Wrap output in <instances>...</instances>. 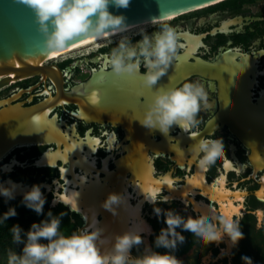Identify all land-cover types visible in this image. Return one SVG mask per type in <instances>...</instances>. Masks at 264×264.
Listing matches in <instances>:
<instances>
[{
    "label": "flooded vegetation",
    "instance_id": "af4514ba",
    "mask_svg": "<svg viewBox=\"0 0 264 264\" xmlns=\"http://www.w3.org/2000/svg\"><path fill=\"white\" fill-rule=\"evenodd\" d=\"M161 23L175 28L178 51L154 88L200 81L208 107L196 127L173 125L166 136L139 123L154 88L142 83L143 65L132 75L112 72L110 53L121 36L114 37L45 63L59 68L63 93L74 97L58 96L43 75L0 88V111L15 105L43 109L62 136L59 143L11 148L0 158V182L40 185L51 208L67 210L76 231L99 227V243L128 230L141 232L144 244L132 256L146 246L168 251L155 247L166 224L150 201L185 218L224 215L239 220L244 238L238 245L225 236L205 246L177 229L185 242L173 254L183 264H244L245 256L264 264V0L221 1L125 35L135 44L141 29L151 35ZM201 138L224 145L225 154L206 167L189 151ZM109 193L124 196L117 215L101 206ZM89 218L96 226H89Z\"/></svg>",
    "mask_w": 264,
    "mask_h": 264
},
{
    "label": "clouds",
    "instance_id": "9594fccd",
    "mask_svg": "<svg viewBox=\"0 0 264 264\" xmlns=\"http://www.w3.org/2000/svg\"><path fill=\"white\" fill-rule=\"evenodd\" d=\"M31 7L37 17L39 29L45 39V48L50 52L65 49L68 43L78 37L86 40H99L130 30L122 15H113L109 6L127 8L130 0H20ZM141 39L135 44L131 37L121 35L116 47L111 50L109 64L117 76L137 72L141 65L146 71L142 77L145 87L153 89L168 74L178 51V35L172 26L161 23L159 31L149 35L141 29ZM111 42V41H109ZM208 107V94L200 81H185L176 87H155L151 99L147 102L143 117L139 123L150 130H158L166 135L173 125L196 127L198 114ZM189 151L199 157L202 167L210 166L225 154L221 139L201 138L189 146ZM0 184V195L6 200L15 199L17 185ZM23 204L42 215L46 198L41 186L33 185L23 195ZM124 196L109 193L102 207L117 215V209L123 204ZM153 204V212L159 218L163 216L166 227L161 228L155 237L156 248L168 251L161 254L146 246L141 255L132 256L134 247L144 244L141 232L128 230L114 236V243L108 251H101L102 230L99 227L81 229L65 236L61 233V217L47 213L48 219L33 223L22 238V229L13 225V242L23 245L21 252L9 251L7 264H183L173 253L178 245L185 242L182 231L192 233L205 246L220 243L225 236L233 247L244 238L239 220L224 215H189L186 218L174 210H165ZM165 202H167L165 198ZM15 208H9L3 219L16 216ZM46 241V242H45ZM244 264H253L250 257H242Z\"/></svg>",
    "mask_w": 264,
    "mask_h": 264
},
{
    "label": "water",
    "instance_id": "95a60500",
    "mask_svg": "<svg viewBox=\"0 0 264 264\" xmlns=\"http://www.w3.org/2000/svg\"><path fill=\"white\" fill-rule=\"evenodd\" d=\"M221 1L225 0H130L127 8L110 5L109 11L113 15L124 16L125 23L132 26L176 18ZM44 39L36 13L31 7L21 3L20 0H0V88L21 79L43 75L50 76L57 86L58 96H66L62 91L59 68L55 65L46 66L45 63L58 53L90 40L78 37L70 41L62 51L50 52L45 48ZM66 97L74 96L70 94ZM92 112L96 117H101L99 115L101 112L97 113L94 107ZM44 113L43 109L37 107L27 109L21 105L10 106L0 111V158L17 145L60 142L62 136L58 124L55 119L51 121L45 119ZM9 182L17 185L15 198H22L24 193L31 189V186L16 183L11 179L4 180L0 184L9 187ZM0 198L6 199L2 195ZM59 202L56 200L54 205L58 206ZM62 202L75 205L71 200L63 199ZM105 224H108L107 218ZM92 225L96 226L93 219L89 218V226ZM135 228L140 229V226ZM104 239L99 243L102 252L110 250V245L114 243V240L110 241V236Z\"/></svg>",
    "mask_w": 264,
    "mask_h": 264
},
{
    "label": "trees",
    "instance_id": "16d2710c",
    "mask_svg": "<svg viewBox=\"0 0 264 264\" xmlns=\"http://www.w3.org/2000/svg\"><path fill=\"white\" fill-rule=\"evenodd\" d=\"M22 201L23 198H15L12 200L0 198V262L2 264H7V255L9 251L20 253L23 247V245H17L13 242L11 232L13 225H19L21 227V236L26 239L25 234L30 229L31 225L48 219L47 213L49 211H51L54 216H59L60 213L63 212L65 214L61 217V233L68 236L76 231L75 224L71 222V216L62 206L51 208L48 201H46L43 214L37 215L33 210L27 208ZM9 208H15L17 215L4 220L3 214L7 212Z\"/></svg>",
    "mask_w": 264,
    "mask_h": 264
},
{
    "label": "bare ground",
    "instance_id": "6f19581e",
    "mask_svg": "<svg viewBox=\"0 0 264 264\" xmlns=\"http://www.w3.org/2000/svg\"><path fill=\"white\" fill-rule=\"evenodd\" d=\"M149 24H152V23H144V24H133L132 26H130V30L128 32H125L123 34H117V35H113V36H110V37H107V38H103V39H99V40H90V41H87L85 43H82L74 48H71V49H68V50H64L60 53H58L57 55H55L52 59L55 60V59H59L62 55H67V54H70V53H73L75 51H79L81 49H86L88 47H91V46H94L95 44L97 43H100V42H104L106 41L107 39H111V38H114V37H118V36H121V35H125V34H128V33H131L133 32L134 30L138 29V28H142L144 26H148Z\"/></svg>",
    "mask_w": 264,
    "mask_h": 264
},
{
    "label": "snow or ice",
    "instance_id": "6c2138e0",
    "mask_svg": "<svg viewBox=\"0 0 264 264\" xmlns=\"http://www.w3.org/2000/svg\"><path fill=\"white\" fill-rule=\"evenodd\" d=\"M169 183H171V182H169Z\"/></svg>",
    "mask_w": 264,
    "mask_h": 264
}]
</instances>
